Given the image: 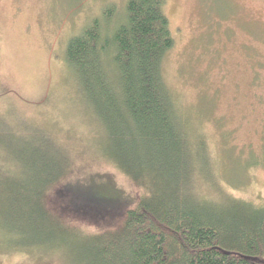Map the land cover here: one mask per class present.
I'll list each match as a JSON object with an SVG mask.
<instances>
[{
  "label": "trees",
  "instance_id": "trees-1",
  "mask_svg": "<svg viewBox=\"0 0 264 264\" xmlns=\"http://www.w3.org/2000/svg\"><path fill=\"white\" fill-rule=\"evenodd\" d=\"M164 3L103 6L64 49L80 118L97 153L138 189L135 201L111 227L76 226L102 216L86 203L70 213L71 166L56 139L1 140L17 152L0 155V251L53 258L62 246L73 264H264V203L220 181L164 81L174 44Z\"/></svg>",
  "mask_w": 264,
  "mask_h": 264
},
{
  "label": "rangeland",
  "instance_id": "rangeland-1",
  "mask_svg": "<svg viewBox=\"0 0 264 264\" xmlns=\"http://www.w3.org/2000/svg\"><path fill=\"white\" fill-rule=\"evenodd\" d=\"M125 1L0 0V115L10 114L0 118V141L55 138L70 161V213L86 203L102 216L90 214L92 226L74 221L89 230L113 226L138 189L97 153L64 49L103 6L119 14ZM163 9L174 44L162 74L188 128L234 195L264 203V0H165ZM16 152L0 144L2 157ZM31 253L0 251V264H73L62 246L53 258Z\"/></svg>",
  "mask_w": 264,
  "mask_h": 264
}]
</instances>
